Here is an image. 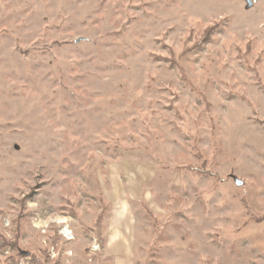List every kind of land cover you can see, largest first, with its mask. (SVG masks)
Here are the masks:
<instances>
[{
  "label": "rangeland",
  "instance_id": "1",
  "mask_svg": "<svg viewBox=\"0 0 264 264\" xmlns=\"http://www.w3.org/2000/svg\"><path fill=\"white\" fill-rule=\"evenodd\" d=\"M0 264H264V0H0Z\"/></svg>",
  "mask_w": 264,
  "mask_h": 264
},
{
  "label": "built area",
  "instance_id": "2",
  "mask_svg": "<svg viewBox=\"0 0 264 264\" xmlns=\"http://www.w3.org/2000/svg\"><path fill=\"white\" fill-rule=\"evenodd\" d=\"M69 236H71V233L67 230H64V237L67 239Z\"/></svg>",
  "mask_w": 264,
  "mask_h": 264
},
{
  "label": "water",
  "instance_id": "3",
  "mask_svg": "<svg viewBox=\"0 0 264 264\" xmlns=\"http://www.w3.org/2000/svg\"><path fill=\"white\" fill-rule=\"evenodd\" d=\"M248 5H250V3H248ZM78 42H79V40H77L75 43H78ZM236 185H237V186H240L241 183H240V182H236Z\"/></svg>",
  "mask_w": 264,
  "mask_h": 264
}]
</instances>
